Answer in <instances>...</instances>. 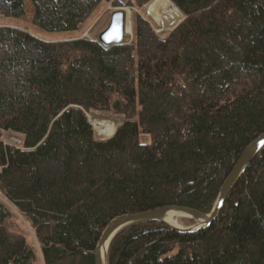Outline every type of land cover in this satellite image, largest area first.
I'll return each mask as SVG.
<instances>
[{"label":"trees","instance_id":"16d2710c","mask_svg":"<svg viewBox=\"0 0 264 264\" xmlns=\"http://www.w3.org/2000/svg\"><path fill=\"white\" fill-rule=\"evenodd\" d=\"M154 1L30 0L34 26L52 35L77 33L103 3L151 4L163 32L174 27L172 8L184 16L161 37L137 16L133 41L112 49L0 25V264H39L17 213L44 264H95L104 230L124 215L166 207L208 215L264 135V0ZM26 7L0 0V18L20 20ZM91 112L125 120L97 142ZM5 133L22 137V149L6 146ZM108 264H264V148L209 228L131 225Z\"/></svg>","mask_w":264,"mask_h":264},{"label":"water","instance_id":"95a60500","mask_svg":"<svg viewBox=\"0 0 264 264\" xmlns=\"http://www.w3.org/2000/svg\"><path fill=\"white\" fill-rule=\"evenodd\" d=\"M127 11V9L121 8L112 13L108 27L99 34L96 42L104 49H112L125 44L128 34L132 29V20L129 21ZM263 148L264 135L254 141L243 152L225 181L212 212L208 215L183 207H166L145 213L124 215L114 219L104 230L95 250V264H108V252L113 240L122 230L137 223H161L183 234L196 233L209 228L218 219L229 195ZM177 217L190 219L195 224L188 229L171 225L170 222L176 221Z\"/></svg>","mask_w":264,"mask_h":264},{"label":"rangeland","instance_id":"374dc122","mask_svg":"<svg viewBox=\"0 0 264 264\" xmlns=\"http://www.w3.org/2000/svg\"><path fill=\"white\" fill-rule=\"evenodd\" d=\"M117 1L126 5L127 3H129L130 1H133V0H117ZM26 3H27L26 16L24 18H22L20 20L0 18V25L13 26V27L19 28L21 30H24V31H26V32L34 35V36H37L38 38H42V39L48 40V41H63V40H71V39H78V38L97 40L99 34L102 33L108 27L112 13H114L115 11L122 8V7L116 8V7H114L113 4H110V3H103L97 9L95 14L93 16H91V18L80 28V30L77 33L67 34V35H65V34L52 35V34L43 33L34 26V23H33V17H34L33 6L31 4L30 0H26ZM150 5L151 4L145 6L144 8H142L140 10L134 9L131 7H127V8L123 7V8L129 10L132 13V28L134 25L135 18L137 16H139L141 18H144V19H147L148 21H150L152 23V25L154 26V29L157 33L162 32L161 29L159 28V26L155 22H153V20L151 19L150 15L147 12V9ZM171 14H173L174 20H175L174 22H171V24L174 27L172 28L171 24L167 27H165V25H164L163 27H165V29L171 30V28H172V30H174V28L177 27L183 21L184 16L181 15L178 17L177 11H175L173 8L171 9ZM175 16H177V18ZM170 32H172V31H170ZM170 32H163V34L170 33ZM159 34H161V33H159ZM133 39H134V36L132 35V37H128L126 39V42H132ZM89 114H94L100 118H106V120H103L104 123H102L104 125H106L105 123L107 121H111V122H117V126L119 127L122 122L124 123V120H125V118L123 116H117V115H113V114H109V113L91 112ZM89 114H87L88 119H89V117H91ZM97 133H98L97 129L95 127H93V134L95 136V139L99 141ZM107 133H109V130H107ZM3 141H4V144L6 146L16 147L19 149H22V147H23V138L18 136V135L12 134V133H5ZM142 142L145 144H148L149 139L144 138V139H142ZM17 217L19 218V222H18L19 228L28 236V240H29L30 244L33 245L38 252L39 264H44L42 261V257L40 254V250H39L37 240L34 236V233L31 229V227L29 226V224L26 222V220L24 219V217L22 215L17 213ZM179 218H180V220L178 221ZM176 221H178V225L183 229L191 228L195 224L194 222H192V220L185 219L183 217H177Z\"/></svg>","mask_w":264,"mask_h":264},{"label":"bare ground","instance_id":"6f19581e","mask_svg":"<svg viewBox=\"0 0 264 264\" xmlns=\"http://www.w3.org/2000/svg\"><path fill=\"white\" fill-rule=\"evenodd\" d=\"M156 1V0H155ZM154 1V2H155ZM153 2V3H154ZM152 3V4H153ZM178 25V24H177ZM175 29V28H174ZM132 30V29H131ZM173 31V30H172ZM128 37H132L131 36V31L129 32L128 34ZM91 117H89L88 121L89 123L91 124V126L95 127L97 129V135H98V138H99V141L95 139V136H94V140L97 141V142H107L111 139L114 138V136L116 135L117 133V130L122 126L123 122L121 123V125L118 127L117 126V122H111V121H107L104 125L102 123H104L103 120H106V118H100V117H97L96 115L94 114H89ZM122 119V118H121ZM92 127V129H93ZM110 127V128H109ZM107 130H109V133H107ZM111 131V133H110ZM182 219V218H181ZM180 220V218L178 219V221ZM178 221H173V222H170L171 225L173 226H176V227H180L178 225Z\"/></svg>","mask_w":264,"mask_h":264},{"label":"built area","instance_id":"2783aa9c","mask_svg":"<svg viewBox=\"0 0 264 264\" xmlns=\"http://www.w3.org/2000/svg\"><path fill=\"white\" fill-rule=\"evenodd\" d=\"M162 31V30H161ZM157 33V32H156ZM159 33H161V34H159ZM159 33H157L160 37L162 36V34H163V31L162 32H159Z\"/></svg>","mask_w":264,"mask_h":264}]
</instances>
